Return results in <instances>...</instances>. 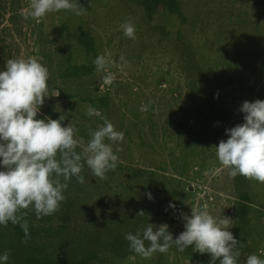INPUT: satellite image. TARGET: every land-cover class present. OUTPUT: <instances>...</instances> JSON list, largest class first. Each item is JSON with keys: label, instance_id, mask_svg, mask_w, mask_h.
<instances>
[{"label": "rangeland", "instance_id": "374dc122", "mask_svg": "<svg viewBox=\"0 0 264 264\" xmlns=\"http://www.w3.org/2000/svg\"><path fill=\"white\" fill-rule=\"evenodd\" d=\"M153 1L72 0L82 14L61 10L37 20L30 0H0V70L9 59L29 57L49 70L37 118L75 122L85 144L105 118L124 133L113 145L121 149L115 171L99 179L85 163V183L72 177L59 211L37 217L24 210L28 233L65 257L101 247L94 264H205L209 254L175 245L147 259L115 255L116 246L129 245L127 233H142L149 223L168 224L175 238L185 230L181 214L195 208L231 220L238 264L251 254L264 259V184L231 177L213 148L243 123L245 101H264V0H175L171 7L159 0L151 11ZM129 21L134 40L121 27ZM84 34L89 51L81 44ZM101 54L111 61L110 85L93 63ZM73 67L86 72L73 77ZM89 107L99 115L89 116ZM245 193L248 215L241 223ZM93 239L100 243L90 245Z\"/></svg>", "mask_w": 264, "mask_h": 264}, {"label": "clouds", "instance_id": "9594fccd", "mask_svg": "<svg viewBox=\"0 0 264 264\" xmlns=\"http://www.w3.org/2000/svg\"><path fill=\"white\" fill-rule=\"evenodd\" d=\"M61 10L82 14L72 0H30L29 14L37 20ZM121 27L126 37L135 39L132 22ZM93 63L97 72L106 73L103 79L110 85L115 77L110 72L109 58L101 54ZM49 77L48 68L36 57L9 59L4 70H0V226L9 222L18 224L25 234L28 222L20 223L26 214L18 215L21 210L34 209L37 217L59 211L72 177L85 183L81 174L85 163L99 179L115 171L119 162L116 153L121 149L114 150L113 145L124 140V133L106 118L90 131L91 138L86 144L77 136L79 129L75 122L64 126L62 116L38 119L48 93ZM239 111L244 114L243 123L227 129L225 134L229 138L213 148L231 177L239 175L264 184V101H245ZM87 114L99 115L92 107ZM78 147L81 152H77ZM148 199H152L151 193ZM175 207L169 204V208ZM181 217L185 230L175 238L166 223L159 226L149 223L142 233H127L125 239L130 250L147 259L156 252L166 253L175 245L180 252L191 248L201 255L209 254V264H216L217 260L219 264H238L239 243L229 229V218L218 219L195 208L191 209V215L182 213ZM9 258L8 250L0 253V264H8ZM245 264H264V259L251 254Z\"/></svg>", "mask_w": 264, "mask_h": 264}, {"label": "trees", "instance_id": "16d2710c", "mask_svg": "<svg viewBox=\"0 0 264 264\" xmlns=\"http://www.w3.org/2000/svg\"><path fill=\"white\" fill-rule=\"evenodd\" d=\"M153 3L154 5H148V8L151 11L156 9L159 0H154ZM172 5H176L175 0H168V6L171 7ZM177 10H174L173 13H178ZM81 40V44L87 49V51L92 49L91 43L88 41L90 40L89 35L84 34ZM81 72L85 73L86 69H83L82 67H73L69 74L73 77H77ZM77 152H81V149L79 150V148H77ZM242 198V201H240L238 204L241 212V221L239 220V222L246 223V218L248 215L247 209L249 207L246 193L243 194ZM21 211L25 213L24 210ZM25 216L26 214L23 215V221L20 223H23L24 220H27ZM28 228H30L29 222ZM11 229L13 231L8 232V230H6L4 233L0 231V253H3L5 250L9 251L10 258L8 264H94L93 261H95L98 253L101 251V247H99V249L96 248L87 250L84 254H81L80 257L70 255L65 257L60 249L55 250V246L53 244L48 245L49 242L37 243V240H32L33 236L30 235V233L25 234L18 224L17 227L13 226ZM62 243L60 246H62ZM98 243H100L98 239H93L89 242L90 245ZM116 247L119 252L115 255L118 257H121V255L134 253L130 250L129 245L119 244V246ZM209 261L210 259H207L205 264H209Z\"/></svg>", "mask_w": 264, "mask_h": 264}]
</instances>
